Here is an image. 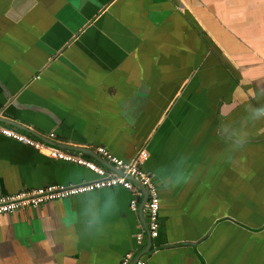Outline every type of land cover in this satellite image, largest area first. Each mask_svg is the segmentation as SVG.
Here are the masks:
<instances>
[{"label":"crops","instance_id":"crops-1","mask_svg":"<svg viewBox=\"0 0 264 264\" xmlns=\"http://www.w3.org/2000/svg\"><path fill=\"white\" fill-rule=\"evenodd\" d=\"M260 108L264 0H0V126L145 148L159 195L153 237L122 186L1 214L0 264H264ZM96 177L0 132V194Z\"/></svg>","mask_w":264,"mask_h":264},{"label":"built area","instance_id":"built-area-1","mask_svg":"<svg viewBox=\"0 0 264 264\" xmlns=\"http://www.w3.org/2000/svg\"><path fill=\"white\" fill-rule=\"evenodd\" d=\"M0 132L18 142L31 146L51 158L83 165L97 176L94 180L77 184L64 185L59 183H48L42 186L21 188L14 192L0 194V215L13 213L22 208H36L55 199L112 186H122L134 193L133 198L130 200V208L134 209L138 197L142 196V191L136 188L132 180L133 178L145 189L146 198L144 205L148 218V233L152 237L157 235L159 195L151 174L142 167L143 162L148 157V151L145 148H141L133 158L123 160L111 154L105 147L98 146L96 152L106 160L112 168L119 171L115 172L112 168H106L103 164L90 158L47 144L36 136L23 133L7 126H0ZM53 135L54 134L50 132L48 137L51 138ZM140 237V234L137 235V239H140ZM132 260L131 254L126 253L118 264H130ZM133 263L144 264V261L137 258Z\"/></svg>","mask_w":264,"mask_h":264},{"label":"water","instance_id":"water-1","mask_svg":"<svg viewBox=\"0 0 264 264\" xmlns=\"http://www.w3.org/2000/svg\"><path fill=\"white\" fill-rule=\"evenodd\" d=\"M26 131L28 132V133H30V134H34L36 137H38V138H40V139H42L43 141H45L46 143H49V141L47 140V138H44V137H41V136H39V134H37V133H35V132H33V131H31V130H28V129H26ZM61 148H63V149H66V148H70V149H72V150H81V151H83V152H87V153H89L93 158H95V159H97L101 164H103L106 168H112V166L106 161V160H104L101 156H99L97 153H94V152H91L90 150H88V149H85V148H78V147H73V146H67V145H61ZM115 172H119L118 170H116L115 168H112ZM132 180H133V182L135 183V184H137L139 187H140V189H141V191H142V193H143V202L145 201V198H146V194H145V189H144V187L138 182V181H136V180H134L133 178H132Z\"/></svg>","mask_w":264,"mask_h":264},{"label":"clouds","instance_id":"clouds-1","mask_svg":"<svg viewBox=\"0 0 264 264\" xmlns=\"http://www.w3.org/2000/svg\"><path fill=\"white\" fill-rule=\"evenodd\" d=\"M262 113H264V108H260V109L255 110V115H257V116L261 115Z\"/></svg>","mask_w":264,"mask_h":264}]
</instances>
